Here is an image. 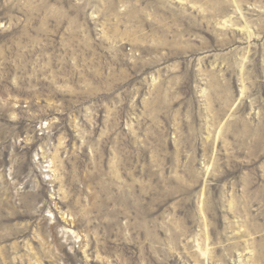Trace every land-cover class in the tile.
<instances>
[{
    "label": "rangeland",
    "instance_id": "374dc122",
    "mask_svg": "<svg viewBox=\"0 0 264 264\" xmlns=\"http://www.w3.org/2000/svg\"><path fill=\"white\" fill-rule=\"evenodd\" d=\"M0 264H264V0H0Z\"/></svg>",
    "mask_w": 264,
    "mask_h": 264
}]
</instances>
